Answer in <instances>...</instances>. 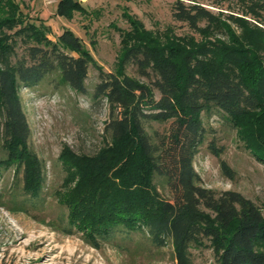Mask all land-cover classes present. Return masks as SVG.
Returning a JSON list of instances; mask_svg holds the SVG:
<instances>
[{"label": "trees", "instance_id": "16d2710c", "mask_svg": "<svg viewBox=\"0 0 264 264\" xmlns=\"http://www.w3.org/2000/svg\"><path fill=\"white\" fill-rule=\"evenodd\" d=\"M191 1L174 4V20L205 36L224 31L228 43L199 44L171 29L159 36L126 10L129 28L121 32L114 71H106L73 31L52 40L51 27L20 1L0 0V168L18 163L10 189L14 207L4 206L29 213L42 210L48 196L20 89L70 87L87 94L93 66L99 82L92 97L109 105L105 132L111 144L96 157L65 150L67 189L54 228L82 231L95 248L108 244L125 251L133 245L159 253L171 246L175 264H194V250L206 249L214 264H264L261 207L238 191L205 187L194 167L214 116L264 162V0L242 1L260 31L241 35ZM89 12L80 0H59L56 8L69 20ZM240 21L235 17L243 27ZM130 67L149 83L129 74ZM153 123L169 126L150 131ZM215 139L209 150L220 157L225 147ZM222 171L235 176L224 161ZM159 183L171 199L162 196Z\"/></svg>", "mask_w": 264, "mask_h": 264}, {"label": "rangeland", "instance_id": "374dc122", "mask_svg": "<svg viewBox=\"0 0 264 264\" xmlns=\"http://www.w3.org/2000/svg\"><path fill=\"white\" fill-rule=\"evenodd\" d=\"M18 1L26 12L51 27L52 40H57L66 29L73 31L106 71H114L120 53L121 32L129 28L123 16L126 10L141 20L147 30L159 36L171 29L177 37L193 38L199 44L217 40L229 42L224 31L205 36L186 23L175 21L172 9L179 0H80L90 12L88 15L76 13L71 20L56 15L59 0ZM182 1L192 3L191 0ZM242 1L197 0L216 14L220 23L231 26L237 35L251 31L255 34L260 30L247 14ZM235 17L241 19L243 27L235 22ZM201 25L205 27V23ZM127 72L149 83L132 67ZM98 82V70L92 66L87 79V94L70 87L20 89L31 129V147L45 166L48 186L45 194L48 196L42 210L32 209L24 213L10 209L14 207L10 202V189L18 163L14 161L9 168H0V264H175L171 246L159 253L138 250L133 245L125 251L108 244L95 248L86 241L84 232L63 231L61 227L57 230L52 225L51 221H56L63 210L59 204L67 189L68 168L62 162L65 150L77 156L96 157L111 144L109 134L105 132L110 119L109 105L92 97ZM168 126L153 123L149 129L162 133ZM206 126L207 141L194 160L203 185L217 193L238 191L261 207L264 214V162L253 155L237 133L224 126L217 117H212ZM214 136L216 144L225 147L220 157L209 150L208 145ZM2 152L0 143V160ZM223 161L235 172L233 179L223 173ZM158 187L164 198L171 199L163 184L159 183ZM193 254L194 264L215 263L214 254L209 249L194 250Z\"/></svg>", "mask_w": 264, "mask_h": 264}, {"label": "crops", "instance_id": "0c3cea01", "mask_svg": "<svg viewBox=\"0 0 264 264\" xmlns=\"http://www.w3.org/2000/svg\"><path fill=\"white\" fill-rule=\"evenodd\" d=\"M56 8H57V5H56Z\"/></svg>", "mask_w": 264, "mask_h": 264}]
</instances>
